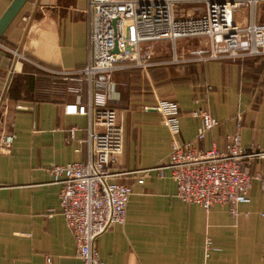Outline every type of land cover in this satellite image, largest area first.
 Masks as SVG:
<instances>
[{
    "label": "crops",
    "instance_id": "0c3cea01",
    "mask_svg": "<svg viewBox=\"0 0 264 264\" xmlns=\"http://www.w3.org/2000/svg\"><path fill=\"white\" fill-rule=\"evenodd\" d=\"M11 1L0 0V17ZM177 4L182 6L176 13L181 17L204 9L193 0ZM86 9L87 0H29L0 40V138L15 136L11 148L0 151V264H82L60 211V187L48 169L87 160V145L79 141L87 138L89 122L63 114V106L78 99L66 96V83L50 79L40 67L70 72L85 66ZM235 21L263 25L264 0L253 12L247 6L241 9ZM172 51L170 42H157L155 65L146 73L129 67L113 74L108 107L117 111L123 127V152L111 173L138 172L167 162L170 136L160 114L151 109L156 99L177 105L178 140L193 142L198 152L213 146L222 150L238 123L244 151H264V56L173 64ZM181 51L179 56L187 52ZM10 52H19L18 57ZM198 110L219 122L201 142H195L200 121L192 117ZM72 128L77 130L73 140L68 135ZM247 166L252 180L249 203L237 206L241 214L236 218L229 206L213 205L206 212L183 203L168 179H148L142 185L129 176L118 179L132 188V195L124 225L111 226L95 242L100 260L264 264V159ZM206 238L215 248L207 258Z\"/></svg>",
    "mask_w": 264,
    "mask_h": 264
},
{
    "label": "built area",
    "instance_id": "2783aa9c",
    "mask_svg": "<svg viewBox=\"0 0 264 264\" xmlns=\"http://www.w3.org/2000/svg\"><path fill=\"white\" fill-rule=\"evenodd\" d=\"M193 1L202 3L203 11L181 17L173 8L178 0H87L85 66L70 72L40 67L50 79L58 78L66 83V96L78 99L64 105L63 114L86 117L89 122L87 138L79 141L87 145V160L48 169L53 183L60 187V211L82 264H106L100 260L95 242L111 226H123L126 221L132 188L118 182L122 177L129 176L136 185L148 179L171 180L176 184L177 198L183 203L199 206L206 212L213 205L229 206L234 218L241 214L237 206L249 203L252 180L247 162L263 160L264 151L255 148L244 151L240 123L226 138L222 150L213 146L198 152L193 142L180 143L178 107L165 100L156 99L151 109L160 114L170 136L167 162L138 172L111 173L123 152V127L117 111L108 107L115 72L135 67L146 73L155 65L154 44L160 41L172 44L173 64L264 56V24L250 22L241 26L235 21L237 12L246 6L253 12L260 0ZM201 38L205 39V47L192 48L181 56L177 54L176 41ZM10 53L18 57L17 52ZM192 117L200 121L195 142H201L219 126L203 110L192 112ZM76 131V128L69 130L71 140ZM14 139L12 133L3 134L0 151H8ZM203 249L206 258L215 250L209 238Z\"/></svg>",
    "mask_w": 264,
    "mask_h": 264
},
{
    "label": "water",
    "instance_id": "95a60500",
    "mask_svg": "<svg viewBox=\"0 0 264 264\" xmlns=\"http://www.w3.org/2000/svg\"><path fill=\"white\" fill-rule=\"evenodd\" d=\"M29 0H12L0 17V40L5 34L10 24L14 21L22 8L27 4ZM19 52H17L18 54ZM15 62V60H14Z\"/></svg>",
    "mask_w": 264,
    "mask_h": 264
},
{
    "label": "rangeland",
    "instance_id": "374dc122",
    "mask_svg": "<svg viewBox=\"0 0 264 264\" xmlns=\"http://www.w3.org/2000/svg\"><path fill=\"white\" fill-rule=\"evenodd\" d=\"M197 6H199V8L200 7L201 8L204 7V5L202 3L197 4ZM173 8H174V11H175V14H176L178 12V10L180 11L182 6H180L179 4H174ZM204 40L205 39L201 38V39H183L182 41H177V43H176V45H177V53L180 55V53L182 52L181 49H185V48H186L187 51H189L190 49H192V47H193L192 45L196 44V46H197V45L203 43ZM181 42H182V44H181ZM180 46H183V47L179 48Z\"/></svg>",
    "mask_w": 264,
    "mask_h": 264
}]
</instances>
